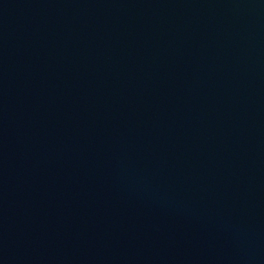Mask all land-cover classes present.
<instances>
[{"label":"water","instance_id":"95a60500","mask_svg":"<svg viewBox=\"0 0 264 264\" xmlns=\"http://www.w3.org/2000/svg\"><path fill=\"white\" fill-rule=\"evenodd\" d=\"M0 264H264V0H0Z\"/></svg>","mask_w":264,"mask_h":264}]
</instances>
